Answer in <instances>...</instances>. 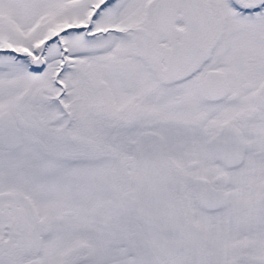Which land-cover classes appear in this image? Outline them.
Returning a JSON list of instances; mask_svg holds the SVG:
<instances>
[{"label":"snow or ice","instance_id":"snow-or-ice-1","mask_svg":"<svg viewBox=\"0 0 264 264\" xmlns=\"http://www.w3.org/2000/svg\"><path fill=\"white\" fill-rule=\"evenodd\" d=\"M0 264H264V0H0Z\"/></svg>","mask_w":264,"mask_h":264}]
</instances>
